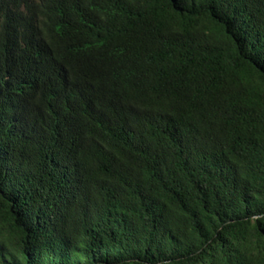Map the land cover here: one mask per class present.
I'll return each mask as SVG.
<instances>
[{
	"label": "trees",
	"instance_id": "trees-1",
	"mask_svg": "<svg viewBox=\"0 0 264 264\" xmlns=\"http://www.w3.org/2000/svg\"><path fill=\"white\" fill-rule=\"evenodd\" d=\"M0 264H264V0H0Z\"/></svg>",
	"mask_w": 264,
	"mask_h": 264
}]
</instances>
